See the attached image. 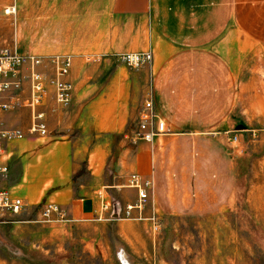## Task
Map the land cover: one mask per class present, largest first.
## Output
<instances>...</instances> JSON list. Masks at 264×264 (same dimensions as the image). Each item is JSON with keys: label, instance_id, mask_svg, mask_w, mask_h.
Returning a JSON list of instances; mask_svg holds the SVG:
<instances>
[{"label": "crops", "instance_id": "1", "mask_svg": "<svg viewBox=\"0 0 264 264\" xmlns=\"http://www.w3.org/2000/svg\"><path fill=\"white\" fill-rule=\"evenodd\" d=\"M64 7L62 17L53 12L46 22L51 36L68 37L67 46L32 51L43 57L38 67L43 73L52 70L53 55L71 57L69 72L90 63L91 54L151 57L141 67L166 132L151 142L138 138L133 161L125 166L129 177L150 182L145 214L212 220L221 228L249 218L245 226L264 228V0H77ZM70 78L71 73L64 77ZM10 94L1 97L10 106L0 110V129H20L31 115L29 95ZM57 106L54 95H45L35 109L47 124ZM228 132L237 135L236 144L226 143ZM6 141L0 138V145L9 151ZM132 193L136 196L133 189L117 188L122 204ZM27 194L18 213L5 210L0 219L11 225L21 248L52 240L63 249L75 224L102 230L107 226L102 221H110L107 199L59 191L55 205L61 216L44 217L35 203L43 191L35 199Z\"/></svg>", "mask_w": 264, "mask_h": 264}, {"label": "rangeland", "instance_id": "2", "mask_svg": "<svg viewBox=\"0 0 264 264\" xmlns=\"http://www.w3.org/2000/svg\"><path fill=\"white\" fill-rule=\"evenodd\" d=\"M68 1L77 0H0V51L12 47L19 54L39 57L42 65L43 57L32 52L34 49L67 46L68 37L51 36L52 29L46 20L53 12L62 17ZM9 7L15 11L8 14ZM122 53L126 52L91 54L90 63L71 69L68 80L72 85L71 97L65 104H57L58 108L47 120V136L28 133L29 125L25 123L30 124L31 115L24 116L20 128L24 136L7 140L9 151L4 147L0 192H10L24 204L22 193H29L27 196L35 199L43 191L40 200L35 202L43 211L48 204L58 205L55 193L59 191L76 197H96L98 201L107 199L103 202L109 205L119 202L125 207L136 203L137 189L129 185L130 179L135 177H129L125 166L133 161L135 142L139 138L138 113L150 95V80L141 64L134 67L123 62ZM51 69L44 73L38 71L50 78L55 73L54 68ZM20 85L21 90L11 86L0 96L11 93L29 95V99L26 75ZM46 95H54L49 83ZM229 136L233 135L226 133V143ZM237 142L238 138L235 143L227 144ZM23 177L25 181H21ZM119 186L135 190L136 196L129 194L122 204L117 196ZM149 209L146 201L141 212L133 209L127 217L122 211L117 219L111 218L107 210L110 221H102L107 223L102 230L95 224H75L65 235L63 249L47 240V243L21 248L20 257H9L0 248V262L264 264V228L245 226L249 218H240L237 227L221 228L213 226L212 220L152 219L145 214ZM121 234H126L127 238Z\"/></svg>", "mask_w": 264, "mask_h": 264}, {"label": "built area", "instance_id": "3", "mask_svg": "<svg viewBox=\"0 0 264 264\" xmlns=\"http://www.w3.org/2000/svg\"><path fill=\"white\" fill-rule=\"evenodd\" d=\"M14 8H7L8 14L14 12ZM120 59L129 66H138L145 61L151 59L149 54L138 53H122ZM50 64L55 70V73L50 78L38 71L41 65V60L35 55L19 54L12 47H4L0 51V95L9 87L14 86L21 90L20 80L24 75L29 81L30 98L26 100V104L31 109L30 124L27 132L36 134L39 137H45L48 134L47 126L44 120L43 113L35 110L44 96L46 95V84L49 83L54 89V100L57 104H65L69 101L72 93V85L64 77L69 73L71 67V57L68 55H53L50 57ZM9 103L3 101L0 96V110L7 111ZM138 135L139 139L146 142H151L156 135L166 132V125L163 119L156 113L153 105V100L150 95H147L143 105L138 113ZM23 131L17 128L0 129V138L9 140L13 138H22ZM237 141V136L227 137V143L233 144ZM4 147L0 145V155L3 153ZM129 185L137 189V201L135 204L121 206L119 202H112L104 205L105 210L110 212L111 218H119L121 212L124 216L130 217L131 210L137 209L139 212L142 206L149 199L150 182H139L138 179L132 178ZM22 199L16 196H11L10 192H0V219L5 210H10L12 213H18L22 207ZM55 212L58 216L61 213L57 210L55 204L51 203L46 206L43 211V216L48 217L50 213ZM140 218V217H139ZM109 219V218H108Z\"/></svg>", "mask_w": 264, "mask_h": 264}, {"label": "trees", "instance_id": "4", "mask_svg": "<svg viewBox=\"0 0 264 264\" xmlns=\"http://www.w3.org/2000/svg\"><path fill=\"white\" fill-rule=\"evenodd\" d=\"M10 230V224L0 222V248L3 249L9 257H20L22 249L13 240Z\"/></svg>", "mask_w": 264, "mask_h": 264}]
</instances>
